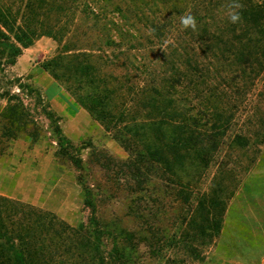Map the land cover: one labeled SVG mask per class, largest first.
<instances>
[{
  "label": "trees",
  "instance_id": "16d2710c",
  "mask_svg": "<svg viewBox=\"0 0 264 264\" xmlns=\"http://www.w3.org/2000/svg\"><path fill=\"white\" fill-rule=\"evenodd\" d=\"M19 1L16 14L0 7V68L14 65L21 49L38 37L54 40L59 51L43 61L41 69L111 134L127 158L99 163L107 176L111 174L109 185L101 189L86 174L82 148L65 136L61 118L38 90L18 86L34 93L55 135L56 159L78 171L75 179L89 216L72 226L52 212L0 197V264H146L158 259L163 251L158 240L159 189L164 183L173 190L188 189L200 176L226 145V123L231 120L228 82L243 78L244 91L237 83L236 94L245 97L242 92L264 74V5L241 0L242 22L233 25L221 14L228 0H126L124 8L115 9L133 34L98 12L101 2L111 0ZM187 12L196 17L195 32L181 29L179 17ZM1 28L13 34V41ZM113 31L119 40L112 39ZM125 41L128 49L123 50ZM146 45L149 50L141 56V65L128 61L131 50ZM150 50L157 55L153 61L147 58ZM0 97L6 101L0 106V139L25 133L35 122L23 102L10 94ZM237 103L240 100L230 110L237 109ZM109 187L125 193L130 202L124 216L137 221L138 228H126L122 218L101 217L99 204L109 197ZM177 195L174 198L190 205L188 228L202 236L219 234L224 206L218 194L198 200L183 191ZM175 237L168 240L172 249L185 244ZM143 238L150 245L149 257L138 250ZM184 249L193 250L189 245Z\"/></svg>",
  "mask_w": 264,
  "mask_h": 264
},
{
  "label": "rangeland",
  "instance_id": "374dc122",
  "mask_svg": "<svg viewBox=\"0 0 264 264\" xmlns=\"http://www.w3.org/2000/svg\"><path fill=\"white\" fill-rule=\"evenodd\" d=\"M252 1L264 5V0ZM19 2L0 0V7H9L16 14ZM125 4L126 0L101 2L97 10L134 34L119 17L122 14L115 9L116 5L124 8ZM102 21L100 24L103 25L105 21ZM18 25L20 18L16 17L15 26ZM7 34L13 41V34ZM111 34L113 40H119L114 31ZM121 48L128 49V43L121 42ZM140 48L128 53V61L139 65L145 61L141 56L148 54L149 47ZM58 51L54 40L40 36L32 46L21 49L14 65L0 68V95L10 94L20 98L30 119L35 122L15 138L0 139V197L52 212L74 226L86 222L89 216L75 179L78 171L72 164L56 159L55 135L36 105L34 93L22 91L18 86L28 84L38 90L52 111L61 118L60 125L65 136L76 147L82 148L80 157L86 174L101 189L107 188L111 174L107 176L99 166L110 165L111 161L122 162L127 153L100 123L41 69L40 64ZM151 52L147 58L153 61L157 55ZM227 79L229 81L231 76ZM241 80L243 78L238 77L234 82H228L226 87V106L231 118L226 123V145L219 148L209 166L193 179L188 189L176 186L173 190L165 183L159 189L161 218L158 240L163 251L158 259H149L146 264H264V74L252 82L253 87L245 90V94L242 92L245 97L236 94V84L241 87ZM241 91H244L243 88ZM241 97L246 99L245 103H241ZM236 100H240V105L237 103V109L233 107L230 110ZM5 105L6 101L0 97V106ZM114 166L113 171L116 170ZM115 189L113 187L107 193L109 197L102 192V198L106 199L99 204L101 217L105 220L122 218L126 228H138L137 221L124 216L128 213L130 201L123 191ZM181 191L185 196L191 194V200H198L204 194L219 195L224 211H221L222 228L218 235L202 236L197 230L188 228L185 218L191 214L190 205L174 198ZM173 235L179 241L183 238L184 245L192 246L193 250L187 251L184 245L172 249L168 240ZM137 243L140 255L149 257L150 245L147 241L143 238Z\"/></svg>",
  "mask_w": 264,
  "mask_h": 264
},
{
  "label": "clouds",
  "instance_id": "9594fccd",
  "mask_svg": "<svg viewBox=\"0 0 264 264\" xmlns=\"http://www.w3.org/2000/svg\"><path fill=\"white\" fill-rule=\"evenodd\" d=\"M242 3L241 0H228V3L222 8V17L230 24H239L242 22ZM179 22L182 30L191 29L193 32L197 31V20L191 12L180 15Z\"/></svg>",
  "mask_w": 264,
  "mask_h": 264
}]
</instances>
